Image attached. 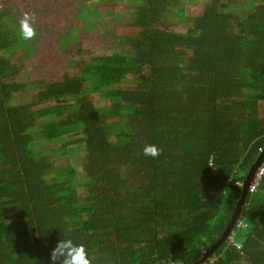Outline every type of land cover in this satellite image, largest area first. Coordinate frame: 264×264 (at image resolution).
<instances>
[{
    "label": "trees",
    "instance_id": "trees-1",
    "mask_svg": "<svg viewBox=\"0 0 264 264\" xmlns=\"http://www.w3.org/2000/svg\"><path fill=\"white\" fill-rule=\"evenodd\" d=\"M113 1L133 9L129 51L90 56L83 77L37 80L27 104L19 64L1 53L28 39L0 13V264H48L65 236L93 264H193L264 150V0L244 12L210 0L184 32L166 21L185 22L180 0ZM209 258L264 264V178Z\"/></svg>",
    "mask_w": 264,
    "mask_h": 264
},
{
    "label": "rangeland",
    "instance_id": "rangeland-1",
    "mask_svg": "<svg viewBox=\"0 0 264 264\" xmlns=\"http://www.w3.org/2000/svg\"><path fill=\"white\" fill-rule=\"evenodd\" d=\"M209 1L180 0L186 20L181 23L169 16L166 20L169 28L184 32L191 27L193 19ZM224 2L235 4L239 12L246 11L245 0ZM78 11L84 14L87 23L76 17ZM2 12L18 28L20 21L27 16L36 33L25 45L1 53L11 62L19 64L20 73L16 79L27 84L25 90L16 94L18 104H27L35 99L39 84L37 80L42 79L44 83L56 81L65 74L83 77L87 69L82 61L88 60L90 56L129 51L123 33L130 29L128 21L133 15V9L126 3L113 0H0V13ZM16 37L20 42L21 37ZM25 50L28 55H25ZM128 86L131 85L128 83ZM92 100L102 105L96 98ZM77 153L79 156L71 161L78 162L75 167L81 173L79 157L82 158L83 155L82 151ZM53 159L56 162L64 160L56 157Z\"/></svg>",
    "mask_w": 264,
    "mask_h": 264
},
{
    "label": "clouds",
    "instance_id": "clouds-1",
    "mask_svg": "<svg viewBox=\"0 0 264 264\" xmlns=\"http://www.w3.org/2000/svg\"><path fill=\"white\" fill-rule=\"evenodd\" d=\"M19 32L24 39L36 35L27 16L20 21ZM143 152L145 155L155 157L159 154V149L155 145L145 146ZM48 264H93V262L84 244L74 242L71 237L65 236L59 238L50 250Z\"/></svg>",
    "mask_w": 264,
    "mask_h": 264
},
{
    "label": "water",
    "instance_id": "water-1",
    "mask_svg": "<svg viewBox=\"0 0 264 264\" xmlns=\"http://www.w3.org/2000/svg\"><path fill=\"white\" fill-rule=\"evenodd\" d=\"M264 157V150L260 153L259 157L257 158L256 162L250 167L244 181H243V185H242V189H241V197L240 199L237 201L236 203V207L232 213L231 219L228 222V225L226 226L224 232L222 233L221 237L219 238V240L209 249L208 253L206 255H204L203 257L199 258L195 263L193 264H198L200 262H202L203 260H205L207 258V256L211 255L217 248L218 246L226 239V237L228 236L231 228L233 227V224L235 223L237 217L240 214V210L241 207L244 203V199L247 195V187L249 186L250 182L252 181V178L254 176L255 170L258 167V165L260 164L261 160Z\"/></svg>",
    "mask_w": 264,
    "mask_h": 264
},
{
    "label": "built area",
    "instance_id": "built-area-1",
    "mask_svg": "<svg viewBox=\"0 0 264 264\" xmlns=\"http://www.w3.org/2000/svg\"><path fill=\"white\" fill-rule=\"evenodd\" d=\"M262 152V151H261ZM264 178V157L261 160L260 164L258 165V167L255 170L254 176L252 178V181L249 184V192L252 193L254 192L257 187L259 186L260 181ZM237 185L241 186L243 183L242 182H237ZM238 227L243 226L242 222H239ZM229 243L236 247L239 248V246L236 245V243L233 242L232 239L229 240ZM214 263V259H207L206 261L200 263V264H213ZM157 264H185L183 262H176V261H161L158 262Z\"/></svg>",
    "mask_w": 264,
    "mask_h": 264
},
{
    "label": "bare ground",
    "instance_id": "bare-ground-1",
    "mask_svg": "<svg viewBox=\"0 0 264 264\" xmlns=\"http://www.w3.org/2000/svg\"><path fill=\"white\" fill-rule=\"evenodd\" d=\"M247 191H249V186L247 187ZM228 235H229V234H228ZM207 253H208V251H207ZM207 253H206V254H207ZM206 254H205V255H206ZM208 257H209V256H207V258H208ZM207 258H206V259H207ZM200 263H201V262H200ZM198 264H199V263H198Z\"/></svg>",
    "mask_w": 264,
    "mask_h": 264
},
{
    "label": "crops",
    "instance_id": "crops-1",
    "mask_svg": "<svg viewBox=\"0 0 264 264\" xmlns=\"http://www.w3.org/2000/svg\"><path fill=\"white\" fill-rule=\"evenodd\" d=\"M241 187V189H242V185L240 186ZM180 262V261H179Z\"/></svg>",
    "mask_w": 264,
    "mask_h": 264
}]
</instances>
